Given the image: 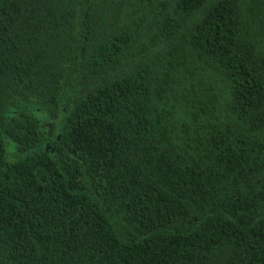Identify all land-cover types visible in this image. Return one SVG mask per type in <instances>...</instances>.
Returning a JSON list of instances; mask_svg holds the SVG:
<instances>
[{
    "label": "trees",
    "instance_id": "obj_1",
    "mask_svg": "<svg viewBox=\"0 0 264 264\" xmlns=\"http://www.w3.org/2000/svg\"><path fill=\"white\" fill-rule=\"evenodd\" d=\"M0 264H264V0H0Z\"/></svg>",
    "mask_w": 264,
    "mask_h": 264
}]
</instances>
